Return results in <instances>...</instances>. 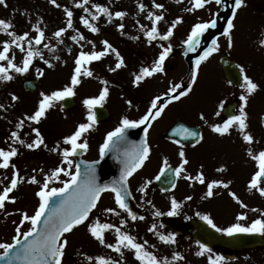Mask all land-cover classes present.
<instances>
[{
    "label": "snow or ice",
    "instance_id": "snow-or-ice-1",
    "mask_svg": "<svg viewBox=\"0 0 264 264\" xmlns=\"http://www.w3.org/2000/svg\"><path fill=\"white\" fill-rule=\"evenodd\" d=\"M212 0H191L192 6L187 8L186 11L193 12L196 9H202ZM216 5L223 6L225 0H214ZM246 0H232L230 11L231 15L226 17V26L223 28L222 36L227 38L228 48L233 47V36L232 31L235 27L234 19L237 15V11L245 4ZM49 3L61 7L57 3V0H49ZM89 0H77L76 7L83 8V12L88 15L80 16V23L84 25L85 28L89 29L92 33H97L99 28L94 23L97 18L103 14L111 22L113 16L121 20L124 19L126 13L124 11H116L115 13L110 12L109 8L102 6L98 3H93L91 11L89 7H86ZM0 4H5V0H0ZM6 6V4H5ZM145 5L140 3L138 8L141 11L145 10ZM153 7L155 9H163L164 5L161 3H156L153 0ZM66 20V27L59 28L53 35L56 38H60L67 29L74 27L73 25V11L68 7L63 9ZM147 19L151 21V27L146 28L141 25V31L149 43L159 39L160 41H168L173 36V29L182 22L181 17H177L173 20L167 30L161 33L158 30V22L165 19L163 12L160 14H155L152 11H148ZM12 24L4 19H0V32L6 33L10 40L3 41V47L0 49V61H5V63H0V81H11L13 76L9 74L10 70L15 73L23 74L29 71V67L33 62L34 57L43 58L39 50L33 49V43L36 45L41 44L44 39V31L38 26L33 25L35 32L37 33L34 38L28 39V32L21 34H16L11 31ZM125 25L123 23L118 24L117 28L123 30ZM217 27V16L215 13L212 14V18L209 20H198L191 26L187 37L182 41L185 46L186 52H195L197 48L201 45V37L209 29H214ZM137 37H134L136 39ZM73 41H77V36H72ZM84 36L80 35L79 40H84ZM27 40V47H24V41ZM92 44V51H84L81 45V50L78 52L74 59L75 67L71 75V86H65L63 89L52 91L50 94L41 92V99L38 102V107L35 112L31 115H26L23 120H20L16 124V128H22L24 126V120L39 122L41 117H43L46 111L52 107L53 103L64 99L65 97H71L75 95L74 86L80 83V76L91 77L93 75L92 71L89 70L85 65L92 61H98L102 57L108 54L109 50L115 53L117 57V63L115 68H110L109 71H116L124 65V59L121 57L120 53L107 41L103 40L101 43L104 45L103 50L96 51L95 44L92 41H87ZM259 43L264 46V39H261ZM19 49L21 53H25L22 63L17 65L14 63V57L10 58L9 53L12 47ZM45 48H48L47 44H44ZM162 51H160L158 57L154 61L151 67H142L139 74H136L133 79L134 84H138L145 77H150L155 73L164 71V62L168 57L169 53L172 52L173 46L169 43L166 47L161 45ZM220 45L217 38H213L210 43L203 49V51L196 56L192 61L191 69V79L187 85V88L179 91L177 95H172L177 89L181 88L180 84H175L169 88L168 92L165 94L169 97L170 101H177L181 97L185 96L191 91L193 84L197 80L198 69L202 62L208 60L209 57L216 51H218ZM71 51V50H69ZM48 64V61H44ZM51 66V65H49ZM239 69L240 75L243 82L240 87L245 91L240 95V104L238 114L229 115L227 119L223 120L222 123L210 125L211 130L220 135L229 133L230 129L238 128L239 132L242 134L243 140L249 145L253 143L254 137L246 129L248 128L247 118L248 114L245 110L248 103V98L253 94L259 87V85L254 82L247 74H245V69L241 65L236 66ZM38 75H43V72H38ZM102 83H107L102 81ZM231 83V82H229ZM108 95V88L103 87L98 96L85 98L83 100V105L87 108V122L80 123L76 126L75 131L70 135L63 138V142L69 147L63 148L60 151L61 166H56L55 168L45 172L43 183H40L36 176L29 177L30 183L39 184L38 191L35 195L38 197V206L35 208L34 214L28 215L26 212L21 213V219L19 224L16 225L15 235L11 238V243L0 242V259H4L5 264H13V261H21L22 264H62L63 257L65 255V249L68 243L66 234L72 232L75 227L85 224L89 221L90 213L97 208L98 202L100 201L102 194L105 192H110L114 196V202L118 209L127 213V216L132 220L137 219L144 220V216H138L135 212L131 210L126 197L132 195L129 190L128 183L129 177L141 168L145 161L149 159L150 147L147 143V133L148 127L144 128L145 138L140 141L139 144H133L131 148L126 149L123 153V159L121 160L122 167L120 170V176L117 180L111 183H98L95 174L94 165L97 161L91 163L83 162L86 164L83 172L81 171V164H74L72 157L79 151H86L88 149V143L86 140L81 141V137L87 133L96 122V114L93 111L94 107L101 105ZM12 100L15 101L18 98L13 94ZM161 97L157 96L151 100L150 107L148 111L137 120L129 119L128 117H122L119 126L113 131H109L102 144L99 146L100 156L103 157L106 150L109 148L110 142L116 137L118 140H126L124 136L125 130L129 128H136L139 125L148 122L149 125L151 121L155 120L163 112L166 104L158 103ZM131 103L130 101L128 102ZM221 107L224 106L221 102ZM3 104H0V108H4ZM155 110V111H154ZM219 115V112L216 113ZM201 119H204L203 114H201ZM205 123L207 121L205 120ZM262 123H264V118H262ZM179 134H182L185 138L188 137H198L199 133L189 128L181 126L179 129H175ZM32 132L35 133L36 139L31 143H25L24 140L19 138L17 131L11 132V139L13 142H18L20 145L27 147L28 149L39 148L44 144V139L41 136L39 130L35 127L32 128ZM56 149H53L55 151ZM18 155V149L11 144L9 145V150L0 148V169H7L9 166L13 168L12 177L10 183L3 187L0 191V211L5 210V203L7 201L15 202V197L9 194L17 188L18 184L24 180V177L19 176L16 170V165L10 163L13 157ZM180 163L175 169H171L168 166L167 159H165L163 165L161 166L159 173L154 177V179L159 180L161 176L165 173L166 169L171 173L173 179H171V186L176 187L175 178L180 177L184 172V166L188 163L185 158V152L181 149L179 152ZM248 155L255 162L257 171L251 177L249 181L248 188L255 189L261 196H264V187L260 186V178H264V149L260 150L258 153H254L251 148L248 149ZM66 165V166H63ZM73 167L75 170L73 171ZM35 171V170H34ZM43 171V170H41ZM61 174L68 179H61ZM185 179L196 180L203 184L205 182L202 173H197L195 176H185ZM6 179V177H5ZM59 181L62 184L61 187H51L50 184L53 181ZM151 181H146L140 188L137 189L140 193H144L145 189ZM222 185L227 188L228 184L223 183L220 180H213L207 184V191L205 195L211 197L214 195V186ZM163 190V189H162ZM229 195L232 196L234 200L240 203L241 208L247 207L239 201V198L235 193L230 192ZM143 199V196L141 197ZM191 197H185V200H190ZM50 200L52 201L50 206ZM145 203L151 204V201H145ZM181 204L174 198L170 197V208L164 213L159 210L153 211V217H160L163 215L176 216L179 214ZM47 209V212H46ZM19 211V210H17ZM255 211V209L253 210ZM104 214L112 213L119 216L120 212L116 208H105L103 209ZM10 213L5 212V215ZM202 221H204L210 228L214 229L217 233H222L225 236H234L236 234H260L264 235V212L260 214V217L252 219L248 222V217L244 213H240L235 217L234 223L230 224L228 227H218L214 223L213 219L207 214L196 213ZM43 219V224L40 228L37 225ZM185 219H188L186 216ZM29 222L31 227L27 231H22L21 226ZM128 221L124 218L119 220V226L113 223L101 222L99 219H95L87 223V231L90 235L95 238L101 245L113 250L119 259H113L111 257H105L103 255H98L95 258L92 256H86L88 261H94V264H125V252L124 250L132 251L134 258L139 264H168L167 258H158L152 251L147 250L148 241L144 240L143 243L137 242V237L130 234L128 231L122 230V228L127 225ZM163 224L157 225L152 223L147 229L148 232L153 233L159 241L164 244L172 245L176 243V234L174 232H168L165 234L158 229H162ZM109 230L115 233V242L106 243L105 233ZM35 234V235H34ZM23 241V242H22ZM198 245V251L195 253L197 256H203L207 253L208 264H224L225 257L223 255L213 253V249L205 243H201L199 240L195 242ZM14 246H19L15 251L10 253V250ZM172 261L183 260L184 257L178 251L172 253Z\"/></svg>",
    "mask_w": 264,
    "mask_h": 264
},
{
    "label": "rangeland",
    "instance_id": "rangeland-1",
    "mask_svg": "<svg viewBox=\"0 0 264 264\" xmlns=\"http://www.w3.org/2000/svg\"><path fill=\"white\" fill-rule=\"evenodd\" d=\"M45 1L49 0H5L6 6L5 4H0V19H4L8 22L11 20L17 22V20L20 21V18L25 20L24 23H20L22 26L19 27L17 23H12L13 27L10 29L11 31L21 35L24 32H28V39H32L37 34L33 25H38L45 34L41 44L36 45L33 43L32 45L33 49L39 50L43 58L34 57L28 72L19 74L10 70L9 74L13 76V79L6 82L0 81V104L5 106L4 108H0V148L9 150V145L11 144L18 149V155L13 157L10 163H14L19 176L24 177V180L18 184L17 188L9 194L16 198L15 202L7 201L5 203V210L0 211V242L11 243L12 236L16 234L15 228L16 225L19 224L21 213L26 212L28 215H32L34 214L35 208L38 206L39 201L35 193L38 191L39 184L30 183L28 178L36 176L37 180L43 183V174L45 172H49V169L51 170L56 166H61L60 162L56 159L60 158L59 153L60 149H62L60 146L64 145L63 138L74 131L72 128L83 123V121L81 122L77 118H67L64 120V113H61L57 108L58 101H56L53 103L52 107L47 110L48 113H45V115L41 117L39 122L24 120V126L17 129L16 124L20 120H23L26 115H31L35 112L38 107V102L42 98L40 95L41 92L50 94L52 91L63 89L65 86H71V75L75 67L74 59L81 50V45L84 51L93 50L92 44H89L87 41L94 42L96 51L103 50L104 45L101 43L103 40H107L111 45L113 44L112 46H119L114 48L120 53L121 57H123L124 65L116 71H110V76H113L117 71L121 69L124 71L127 67L125 63L127 57V52L125 50L127 47L126 44L135 52H137V45L136 43L133 45L128 44L130 41H137V44L142 46V50L146 51L151 47L155 49L156 46L161 43L166 44L167 42H172L176 44L182 39L183 35H185L181 33L184 26L189 24V22L186 21V14L189 17L190 13H193L186 11L187 8L192 6L191 0H156V3L164 5L163 9H155L153 7V0H89V3L85 6L89 7L93 12L95 10L91 9V5L93 3H98L108 7L112 13L116 11H124L126 13L123 20L113 16L111 22L108 21L106 16L101 14L94 22L99 28V31L97 33H92L80 23V16H87L88 14L83 12V8H77L75 6L77 0H57V3L60 4L61 7H57L56 10H50ZM140 3L146 6L144 11L138 8ZM64 7H68L73 11L74 27L67 29L60 38H56L53 34L59 28L66 27L67 18L63 11ZM217 10H219V5H216L214 0H212V2L204 8L196 10L198 12L195 13L196 15L193 14L194 20L196 22L198 20H209L211 19V15L217 12ZM148 11H152L155 14L163 12L165 19L158 22V30L161 33L166 31L167 27L170 26L171 22L177 17L182 18V22L173 29V36L168 41H160L157 39L151 43L148 42L147 37L144 36L140 27L141 25H144L146 28L151 27V21L146 18ZM121 23L125 25V32L117 28V25ZM234 24L235 27L232 31V36H237L238 42L242 44L244 48L247 46L243 51L244 58L239 57L242 63L241 66L244 67L245 72L257 74L255 77L258 81L257 84L259 85V89H257L256 92L258 96H260V100L263 99L260 101V108L252 112L250 114L251 118L247 119L248 128L246 131L252 134L254 140L250 145L243 140L244 146L241 168L244 172H248L249 169L253 168L254 164L253 160L248 155V149L251 148L254 153H258L260 150L264 149V130L254 122L255 120L258 123L260 115L264 114V107L260 106L262 103L264 104V46L259 43L261 39H264V0H246L245 4L237 11ZM80 35L84 36L85 39L79 40ZM72 36H77V41H73L71 39ZM134 37L137 38L134 39ZM10 39L11 37L6 33L0 32V49L3 47L2 42ZM222 39L227 41V38L224 36ZM23 43L26 48L27 40ZM44 44H47L48 48H45ZM24 55L25 53H21L20 50L16 49L14 46L10 49L9 57H14L13 62L17 65L22 63ZM106 56L109 58L107 61L108 65H104L103 68H115V64L117 63L115 53L109 50ZM44 61H48L49 63L46 64ZM102 61L104 62V60ZM0 63H5L6 65L5 61H0ZM85 66L89 68V64ZM89 70L92 71L91 68H89ZM38 72H43V75H38ZM175 73L176 71L173 70L172 74L174 75ZM168 74V71H166V79ZM207 74V77L212 81L208 90L221 83L220 70L215 65L214 61H212ZM35 77L39 79L36 92L34 94L25 93L22 90V82L28 79H34ZM93 80H95V77L93 78L91 76L87 78L83 75L80 76V83L74 86L75 95L72 96L76 102V108L73 113L81 112L82 109V107H80L82 102L78 98L80 90H83L80 96L88 95L95 97V90L103 87L102 82H94ZM122 81H124V78ZM165 82L166 80L164 83ZM13 94L18 98L15 101L11 98ZM203 95L204 93L201 94V98H203ZM10 106L12 108L11 112L8 110ZM75 115L76 114H74V116ZM14 121L15 123L13 124ZM10 125L13 129H9ZM33 127L39 130L44 139V144L39 148L28 149L18 142H13L11 139V132L17 131L20 139L24 140L26 144L31 143L36 139L35 133L32 132ZM83 138L84 135L81 139ZM53 149L56 150L53 151ZM12 173L13 168L11 166L7 169H0V191L10 183ZM61 179H68V177H64L63 174H61ZM58 185H60V182L55 180L50 184L51 187ZM259 197L263 199L261 195ZM101 200L100 206L89 221L75 227L72 232L66 234L68 243L62 264H94V261H88L86 256L95 258L98 255H103L113 259H119V256L113 250L101 245L87 231V223L95 219H99L102 223H112L110 214L105 215L103 212V209L106 207L101 206L102 204H109L111 202V197L107 194L103 196ZM109 206H107V208H109ZM5 212L10 214L5 215ZM262 212V210L258 212V217H260ZM150 226L151 225H149V227ZM29 227H31L30 223L25 222V224L21 226V229L22 231H27ZM112 233V230L105 233L106 243H114ZM146 240L148 241V245L146 246L147 250L152 251L158 258H162L163 256L166 257L168 264H205L195 254L197 251L193 245L188 244L187 247L189 248H183V256L185 255L183 260L172 261V253L175 251L169 249L171 245L162 243L153 233L148 231ZM2 251L3 249H0V252ZM124 252L125 264H139V262L135 260L132 251L124 250ZM262 254H264V252H252V254H250L252 258L248 256L246 261H251L249 264H253L256 260L264 258ZM229 264H244V262L238 257L234 262H230Z\"/></svg>",
    "mask_w": 264,
    "mask_h": 264
},
{
    "label": "flooded vegetation",
    "instance_id": "flooded-vegetation-1",
    "mask_svg": "<svg viewBox=\"0 0 264 264\" xmlns=\"http://www.w3.org/2000/svg\"><path fill=\"white\" fill-rule=\"evenodd\" d=\"M185 38L183 36L176 44L172 42L161 43L155 49L151 47L147 51L142 50V46L137 44V41H132L131 43L137 45L136 62H133V56H131L124 82H121L118 76L114 79L113 84L119 89L117 93L111 88L108 89L106 99L101 105H98L109 113V118L106 121L95 123L92 126V131L88 134L85 133L84 138L81 139V141L86 140L88 143V149L84 151L83 159L87 161L97 160L100 144H102L109 131H113L119 126L122 117L126 116L129 119L137 120L148 111L153 98L157 96L161 99L167 98L163 102L166 106L160 116L151 121L150 125L145 122V124L138 126L140 132H143L144 138V128L148 127L146 139L150 147V153L149 159L145 161L144 165L129 177L128 187L135 205L134 212L138 216H144L145 219L132 221L126 212L117 208L114 196L111 193V208H116L120 212L119 216L110 213L111 222L119 226V220L121 218L126 219L128 223L122 230L136 236L141 242L150 223L163 224L164 227L168 222L176 226H187L191 221L201 220L196 216L197 212L209 215L214 223L221 228L228 227L236 222L235 217L240 213H244L248 217L249 223L252 219L257 218L255 211L249 212L246 207L241 208L240 203L229 195L230 192L235 193L239 201L247 205L248 208L254 209L257 202V191L248 188L252 175L257 171L256 164L253 161V168L249 169L248 172H244L241 168L244 146L242 134L238 128L234 127L230 129L229 133L220 135L213 132L210 127L212 124L222 123L229 115L238 114L239 112L240 95L245 91L240 87L243 80L235 84L228 83L222 72L221 60L227 57L236 66L241 65L239 57L244 58L243 51L245 48L238 42L237 36H233L232 48H228L227 41L219 39V50L214 52L208 60L202 62L198 69L197 80L191 91L177 101H170L169 97L165 95L169 88L175 84H180L181 88L174 92L178 94L179 91L187 88L191 79V73H188L189 67L184 57L186 50L182 41ZM169 43L173 46V50L164 62V71L145 77L138 84H134V76L139 74L142 67H151L160 51H162L161 45L166 47ZM132 51L134 50L132 49ZM131 54L133 55V52ZM212 61L220 70L221 83L208 90L212 81L207 77V73ZM173 70L176 71L174 75L172 74ZM166 71L169 73L167 79ZM245 74L254 82H258L255 77L256 73L245 72ZM118 93L120 95H117ZM203 93V98H201ZM98 95L99 91L96 92V96ZM221 102L224 104L223 107L220 106ZM80 107H82L80 121L86 123V109H84L83 104ZM258 108L259 97L255 91L249 96L245 110L250 113L255 112ZM217 112H219V115H216ZM201 114H203L204 119H201ZM205 120L207 123H205ZM181 126L197 131L199 136L185 138L182 134L174 131ZM131 135V138H133L135 134L132 133ZM181 149L185 152L188 163L184 166V172L180 177L175 178L176 187L171 186L170 181L173 177L167 169L161 179H154L165 159H167L168 166L171 169H175L179 165L180 157L178 154ZM197 173L203 174L205 180L203 184L196 180L184 178L185 176H195ZM213 180L227 183L228 187L214 186V195L207 197L205 195L207 184ZM146 181H151V183L145 189V192L140 193L137 191ZM260 186L264 187V184L260 182ZM142 196L143 199H141ZM170 197H174L181 204L179 214L176 216L153 217L152 213L155 210L164 213L169 210ZM185 197H191V199L185 200ZM149 200L151 204L145 203ZM186 216L188 219H185ZM185 232L186 229L184 228V232L178 237L181 240L191 242L192 239H189ZM255 251L264 252V248L237 253L234 260L240 257L244 263L249 262L246 261L248 256L250 257V254ZM213 252L223 255L226 261L229 260L228 257L231 255L229 252L219 249H213ZM262 261H264V258L258 264L264 263Z\"/></svg>",
    "mask_w": 264,
    "mask_h": 264
},
{
    "label": "water",
    "instance_id": "water-1",
    "mask_svg": "<svg viewBox=\"0 0 264 264\" xmlns=\"http://www.w3.org/2000/svg\"><path fill=\"white\" fill-rule=\"evenodd\" d=\"M231 3H232V0H225L224 5L222 6V11L217 15L216 29L214 30L209 29L207 32H205L202 35V41H208L209 39H212L213 37H215L217 34L221 33L226 23V17L230 16ZM224 71L230 81L235 80L234 78H232V74L236 72L231 64L225 65ZM36 84H37V80L31 81V82H25L23 84V87L26 91L34 92ZM61 104H62V107L65 109H72L74 106V102L69 97H65L64 99H62ZM95 165H96V168L99 169L98 172H95L98 183H111L112 181L117 179L118 176L120 175V172H113V170L111 171V164H110V160L108 157L103 158L100 163H97ZM49 203L51 206L52 201L50 200ZM46 212H47V209H46ZM42 224H43V219L37 225V227L40 228ZM170 228L175 232H180L179 229H175L171 226ZM190 235H192V237L195 240H199L201 243H205L209 247H220V248H224V249H228L232 251H236L239 249L252 248V247H257V246H264V239L256 234H250V235L236 234L231 237L229 236L221 237L217 233L211 231L205 225L197 224V223L191 224ZM17 247L19 246H14V248L10 250V253L15 251ZM0 264H5L4 259H0ZM13 264H22V262L14 260Z\"/></svg>",
    "mask_w": 264,
    "mask_h": 264
}]
</instances>
